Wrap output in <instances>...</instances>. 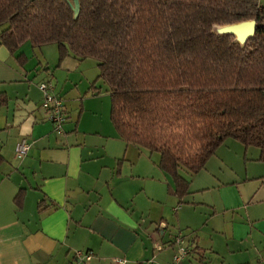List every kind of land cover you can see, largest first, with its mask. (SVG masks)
I'll list each match as a JSON object with an SVG mask.
<instances>
[{
	"label": "crops",
	"instance_id": "1",
	"mask_svg": "<svg viewBox=\"0 0 264 264\" xmlns=\"http://www.w3.org/2000/svg\"><path fill=\"white\" fill-rule=\"evenodd\" d=\"M52 44L13 53L0 42V264H72L77 250L93 251L91 264H264L260 149L229 138L186 176V196L170 194L160 154L120 136L111 101L95 107L87 58L60 62ZM46 80L65 101L63 133L42 108ZM178 233L191 250L179 261Z\"/></svg>",
	"mask_w": 264,
	"mask_h": 264
},
{
	"label": "trees",
	"instance_id": "2",
	"mask_svg": "<svg viewBox=\"0 0 264 264\" xmlns=\"http://www.w3.org/2000/svg\"><path fill=\"white\" fill-rule=\"evenodd\" d=\"M80 3L76 18L68 0H0V42L13 53L26 41L56 43L60 62L98 60L113 125L127 143L160 154L174 180L170 194L186 196L190 180L181 171L199 173L229 138L259 148L264 161L260 0ZM251 19L256 33L244 45L213 31Z\"/></svg>",
	"mask_w": 264,
	"mask_h": 264
},
{
	"label": "built area",
	"instance_id": "3",
	"mask_svg": "<svg viewBox=\"0 0 264 264\" xmlns=\"http://www.w3.org/2000/svg\"><path fill=\"white\" fill-rule=\"evenodd\" d=\"M43 92L42 108L48 112L49 120L54 124L58 133H63L64 126L68 121V115L64 99L56 93V86L53 80H46L40 84ZM31 149V143L27 138L21 139L16 146V155L23 157ZM174 244L177 246L178 254L175 260L190 255L189 243L183 233H178L174 238ZM161 248V246L159 247ZM95 255L90 250H77L75 252V261L72 264H91ZM114 264H128L125 258H116Z\"/></svg>",
	"mask_w": 264,
	"mask_h": 264
},
{
	"label": "water",
	"instance_id": "4",
	"mask_svg": "<svg viewBox=\"0 0 264 264\" xmlns=\"http://www.w3.org/2000/svg\"><path fill=\"white\" fill-rule=\"evenodd\" d=\"M69 4L74 10L75 17L77 18L80 14L81 3L80 0H68ZM225 28L219 35L233 34L236 37V41L241 44H246L247 40L253 37L257 29V21L255 19L236 22L232 24H224ZM215 33V32H214Z\"/></svg>",
	"mask_w": 264,
	"mask_h": 264
},
{
	"label": "rangeland",
	"instance_id": "5",
	"mask_svg": "<svg viewBox=\"0 0 264 264\" xmlns=\"http://www.w3.org/2000/svg\"><path fill=\"white\" fill-rule=\"evenodd\" d=\"M262 3L264 4V0H261ZM54 46V48H57V45L56 43H53L52 44ZM56 54V53H55ZM87 71H86V74H85V78H89L92 77L91 79V83L94 82V80L97 79V77L100 75V69L98 67V60L94 59V58H87ZM86 66V65H85ZM54 82V81H53ZM55 84V83H54ZM96 86L99 88V95L95 96V99H96V104H95V107H98V106H102V107H105V108H108L109 107V103L111 101L110 99V95L107 94L108 93V90H109V87L108 85L105 83V81L103 79H99ZM106 98H103L105 97ZM89 98H94L93 97V93L91 92L89 94ZM182 174L186 177L188 174V171L186 170H183L181 171ZM208 194H213V190L211 191L210 189V192Z\"/></svg>",
	"mask_w": 264,
	"mask_h": 264
},
{
	"label": "bare ground",
	"instance_id": "6",
	"mask_svg": "<svg viewBox=\"0 0 264 264\" xmlns=\"http://www.w3.org/2000/svg\"><path fill=\"white\" fill-rule=\"evenodd\" d=\"M224 28H225L224 25H215V26L213 27V31H214L215 33H220L221 31L224 30Z\"/></svg>",
	"mask_w": 264,
	"mask_h": 264
}]
</instances>
